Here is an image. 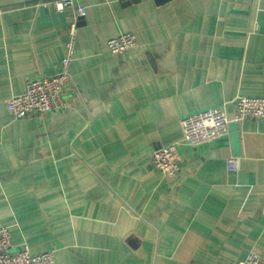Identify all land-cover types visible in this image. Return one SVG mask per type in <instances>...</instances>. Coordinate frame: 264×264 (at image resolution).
Returning <instances> with one entry per match:
<instances>
[{
	"label": "crops",
	"instance_id": "1",
	"mask_svg": "<svg viewBox=\"0 0 264 264\" xmlns=\"http://www.w3.org/2000/svg\"><path fill=\"white\" fill-rule=\"evenodd\" d=\"M55 1L0 0V228L13 250L54 251L55 264L264 258V121L237 123V147L228 132L191 148L181 130L264 99V0H78L74 92L60 112L14 120L11 98L66 55L74 11ZM125 34L136 46L111 54ZM169 145L179 172L164 178L152 152Z\"/></svg>",
	"mask_w": 264,
	"mask_h": 264
},
{
	"label": "built area",
	"instance_id": "2",
	"mask_svg": "<svg viewBox=\"0 0 264 264\" xmlns=\"http://www.w3.org/2000/svg\"><path fill=\"white\" fill-rule=\"evenodd\" d=\"M133 3L135 0H121ZM56 12L74 11V18L68 26V41L65 44L66 55L59 62L58 72L54 76H40L26 84L22 95L11 98L6 111L12 119L21 120L35 115H47L60 112L64 107L67 93L74 92L69 74L71 55L74 50L77 22L84 18L85 8L78 0H58L53 2ZM136 46V38L125 34L107 41L106 47L113 55H122ZM234 109L230 120L224 110L213 108L193 114L181 121L182 144L197 148L222 140L228 135L229 125L243 121H264V99L236 97L231 102ZM152 163L157 173L164 178H173L179 172L180 156L176 145L155 149L152 152ZM238 167L236 159H229L226 171L233 172ZM0 264H55L54 251L39 255L32 254L29 247L21 246L13 250L10 235L6 228H0ZM232 264H264V258L248 254L244 260Z\"/></svg>",
	"mask_w": 264,
	"mask_h": 264
},
{
	"label": "water",
	"instance_id": "3",
	"mask_svg": "<svg viewBox=\"0 0 264 264\" xmlns=\"http://www.w3.org/2000/svg\"><path fill=\"white\" fill-rule=\"evenodd\" d=\"M167 1H169V0H154L156 5L163 4ZM80 20H82V19H80ZM229 132H230V138L232 140L233 145L237 147V145H238L237 124H235V123L230 124L229 125Z\"/></svg>",
	"mask_w": 264,
	"mask_h": 264
}]
</instances>
